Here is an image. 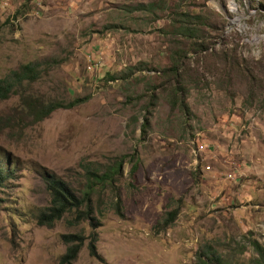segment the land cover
<instances>
[{
	"label": "rangeland",
	"instance_id": "1",
	"mask_svg": "<svg viewBox=\"0 0 264 264\" xmlns=\"http://www.w3.org/2000/svg\"><path fill=\"white\" fill-rule=\"evenodd\" d=\"M29 62L38 77L13 80ZM7 82L0 264H264V0H0ZM22 95L83 101L37 122ZM118 161L92 217L38 224L41 172L82 197ZM74 233L83 245L60 263Z\"/></svg>",
	"mask_w": 264,
	"mask_h": 264
},
{
	"label": "trees",
	"instance_id": "2",
	"mask_svg": "<svg viewBox=\"0 0 264 264\" xmlns=\"http://www.w3.org/2000/svg\"><path fill=\"white\" fill-rule=\"evenodd\" d=\"M183 33L187 31L186 28H180ZM38 62H29L22 65L18 70L13 71V80L21 82L25 79L35 80L38 77ZM13 84L0 83V97L5 98L11 92ZM23 105L29 115L33 117L34 121H41L47 117L51 112L60 107H73L83 101L81 98H76L66 104L60 102L41 103L37 99L31 97H23ZM121 162L118 161L112 169L105 170L101 173L97 171H90L86 177L85 188L83 196L75 195L69 188L66 181L56 176L53 173L41 172L40 175L46 184L47 191L50 195V201L37 215L38 224L52 226L57 220L61 219L66 213H73L74 220H83L93 213V206L90 202V195L94 187L104 185L106 183H113L116 181L117 175L120 173ZM15 173V164L0 158V186L5 185ZM119 203V201H118ZM117 205V204H116ZM118 207V205H117ZM176 211L169 213V218L165 220V224L169 223L175 218ZM62 240L67 243V250L62 255L60 263H70L76 258L77 253L81 249L84 242V237L80 234H64ZM97 232L91 231L89 233V240L87 242V249L91 256L99 257L96 250ZM258 254L263 257L264 249L257 242L253 243ZM206 254L199 256L198 259L201 264H209V260L204 257Z\"/></svg>",
	"mask_w": 264,
	"mask_h": 264
}]
</instances>
